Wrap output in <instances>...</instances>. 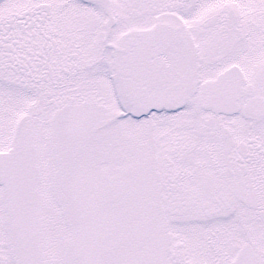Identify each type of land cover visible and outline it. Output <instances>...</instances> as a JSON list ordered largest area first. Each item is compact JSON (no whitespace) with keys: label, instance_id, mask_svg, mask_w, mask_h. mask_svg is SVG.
<instances>
[{"label":"snow or ice","instance_id":"obj_1","mask_svg":"<svg viewBox=\"0 0 264 264\" xmlns=\"http://www.w3.org/2000/svg\"><path fill=\"white\" fill-rule=\"evenodd\" d=\"M0 264H264V0H0Z\"/></svg>","mask_w":264,"mask_h":264}]
</instances>
